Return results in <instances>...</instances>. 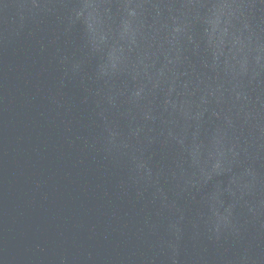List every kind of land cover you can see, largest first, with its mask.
Segmentation results:
<instances>
[{
    "label": "water",
    "instance_id": "1",
    "mask_svg": "<svg viewBox=\"0 0 264 264\" xmlns=\"http://www.w3.org/2000/svg\"><path fill=\"white\" fill-rule=\"evenodd\" d=\"M0 264H264V0H0Z\"/></svg>",
    "mask_w": 264,
    "mask_h": 264
}]
</instances>
